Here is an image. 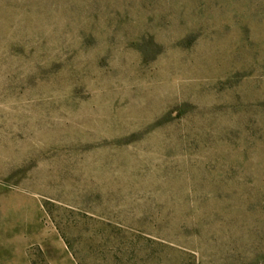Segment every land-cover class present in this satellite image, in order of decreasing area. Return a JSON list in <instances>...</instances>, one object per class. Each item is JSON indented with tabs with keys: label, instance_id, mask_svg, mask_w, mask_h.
Masks as SVG:
<instances>
[{
	"label": "rangeland",
	"instance_id": "rangeland-1",
	"mask_svg": "<svg viewBox=\"0 0 264 264\" xmlns=\"http://www.w3.org/2000/svg\"><path fill=\"white\" fill-rule=\"evenodd\" d=\"M0 264H264V0H0Z\"/></svg>",
	"mask_w": 264,
	"mask_h": 264
},
{
	"label": "trees",
	"instance_id": "trees-1",
	"mask_svg": "<svg viewBox=\"0 0 264 264\" xmlns=\"http://www.w3.org/2000/svg\"><path fill=\"white\" fill-rule=\"evenodd\" d=\"M139 3H141V0H138ZM140 6V4H139ZM138 6V7H139ZM134 12V14H140L141 15V9L138 10H132ZM88 12H90V15H87ZM88 12H86V17L83 19L82 17V21L79 22L77 24V33H73L75 36H77L76 38V44H78L77 46H83L86 47L87 45L90 44H94L95 42L99 41L97 38L98 35V31H97V24L95 21V18H98L101 15V10L98 8H94L89 10ZM150 15V13L148 14ZM122 18L125 17V15H120ZM139 16V15H138ZM176 17V16H175ZM90 21V22H89ZM126 22H106L104 24L105 30L108 35V37L103 40H101V43L109 45L111 41H115L117 39V36L119 37L120 35L121 37V41L123 43H126L127 45H131L132 47H137V48H141V46L143 45V43L146 41V39L150 36L153 39V34H149L151 33V28L149 27V24H144L139 26L141 28L140 31H135V32H130V31H126V26H125ZM68 27H70V25H68ZM205 28V26H202V24L200 22L194 21V22H189V23H180V25L173 27V29H176L178 31H181V37H183L182 39H187L188 37H191L192 34L196 33L197 31H200L199 29H203ZM71 34V33H69ZM114 35L113 39H111V37ZM116 38V39H114ZM102 44V45H103ZM141 53H144V50L140 49ZM156 247H152L147 245L146 250L143 252L145 255H149V256H155V257H164V259L166 257L169 256H177L178 258H180L181 253L179 252V254L177 253V251L173 248V247H168L166 245H164V243H155ZM175 250V251H174ZM135 251V250H134ZM142 251H140L141 253Z\"/></svg>",
	"mask_w": 264,
	"mask_h": 264
}]
</instances>
